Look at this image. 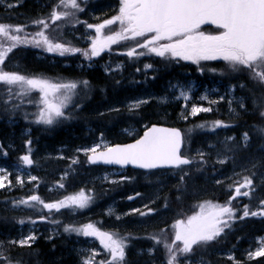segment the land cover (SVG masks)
<instances>
[{"label":"rangeland","instance_id":"374dc122","mask_svg":"<svg viewBox=\"0 0 264 264\" xmlns=\"http://www.w3.org/2000/svg\"><path fill=\"white\" fill-rule=\"evenodd\" d=\"M0 2L6 6L15 4V0H0ZM83 30L84 36L90 39L97 35L95 28H89L85 25ZM103 31L104 35H107L112 31V27H107ZM200 31L205 32V34L216 35L219 34L221 29L209 23L201 25ZM46 34L49 38L52 37L50 33ZM77 35L83 36L82 33ZM38 56V58L44 57L41 53H38ZM103 57L104 55L98 56L93 65L97 67L99 72L111 76L118 85L121 84L119 87L122 88V91L109 95V91L113 90H110V87L103 86L101 82L104 80H100L101 77L97 75L95 89L105 90L99 94L97 101L95 99L96 103L89 107L92 113L95 115L108 111L137 113L153 101L160 107L172 105L173 108L177 109V125L183 129L185 135L184 153L191 158H195L196 161L200 158L199 154L203 153L204 157L212 158L213 162L219 165L231 164L229 171H221L218 174L217 179L213 181L215 184L226 183L229 189L235 190L236 187L244 183L247 177L251 179L252 184L250 188H241V192H245L247 189H251L253 185L264 183V133L258 131V129H264V116L261 115V113H264V97L260 98L257 95V93L263 92L264 85L260 88L261 83L253 79L250 70L240 66V70L234 71L230 68L228 62L222 59L202 60L197 64L190 60L186 61L166 54L164 57L159 56V61L164 64V68L170 66L169 71H175L157 90L154 88V84L158 83V78L164 75L162 72L164 68H157L155 60H152L149 64L151 67H148L150 69L148 71L146 69L147 61L144 60L143 55L116 59L113 58V54L102 60ZM69 64L71 63H64V65ZM83 66L82 63L79 64V68H83ZM3 67L5 71L12 72L8 70L7 66L4 65ZM16 73L25 75L20 71ZM87 82V86H89L90 81ZM0 87L5 92L3 96H6L7 103L13 106L18 105V107H14L18 110L23 107L25 111L29 109L35 115L37 108L42 107L39 103L40 96L35 95L33 91L30 95L22 96L17 94L19 92L18 86H11L13 88V98L9 100L6 91L8 86L0 85ZM132 89L135 92L131 94L129 91ZM81 90L88 91L90 89H79L77 87L73 91L71 100L64 110L67 118L84 111L82 103L71 105L75 102V99L80 98ZM253 91L256 95L252 96L251 92L253 93ZM181 92L187 95V99L181 95ZM136 101L147 102L141 104L139 108L130 110V105ZM33 104L35 106L32 107ZM193 107L210 108L211 111L192 115L191 110ZM16 113L19 112H13L14 115ZM212 114L214 119L211 121H194L197 120V117ZM245 114H253L257 122L251 125V131L246 129L238 137V142L246 153L245 157H240L238 163L235 162L234 155L226 154L224 147L215 143L214 140L217 138H222V142L233 140L237 135L227 133L231 127L230 121ZM216 121H222L227 126L213 127ZM13 124H16V122H13ZM148 124L147 122L141 124L130 122V124L119 128L115 135L112 134L116 138H112L110 134H105L106 132L100 133L99 137L93 138L87 143L74 147L61 146L53 152L42 151L33 144L31 133L34 130L33 124L27 121L23 122L25 129H23L22 137L24 139L21 141V148L13 146L11 143L5 144L0 139V146H2L0 147V169L3 170L0 171V176L7 177L5 187L0 188V191L4 190L0 194V214H15L21 217L16 223L7 224V226L0 225V234L3 235H1L0 240V253L3 252V255H0V258H2L4 264H25L10 259L9 248L11 243L8 242H13V237H15L17 243L13 244L21 246L18 242L29 236L35 237L29 245H32L40 236H44L46 241L61 236L67 237L71 242L70 250L78 257V264H84L93 253H96V262H107L111 259L108 250L99 248L100 246L86 245L85 238L91 236H84L82 233L75 231H65V228L69 226L82 228L90 223L96 227L106 225L110 231L117 233L119 237L126 238L124 264H127L126 261L128 262L130 254L155 255L158 252V244L155 240L152 243H144L149 237H158L169 244L177 243L175 241L176 228L174 227L176 221L173 223L168 222L169 225L164 226L160 234L151 233L153 231L152 226L159 225L161 220L167 217V213H162L157 207L162 201L163 191L166 190L168 193L169 188L171 189L167 186L168 183L172 182V178L177 176V171L156 170L144 172L133 169L109 168L102 172L89 163L87 155L90 152L85 151L97 145H100L97 150L105 149L119 142L118 140L124 139L125 136L138 137L148 127ZM200 125H204L205 129ZM244 133L248 134L247 141L244 140ZM253 134L256 140L262 139L260 143L258 141L254 142ZM28 141H31V144H28ZM29 148L31 149V155L36 158L33 166L24 165L20 159L28 153ZM9 149L13 151L16 149V151L9 152ZM74 160L75 163H73ZM183 170L184 168L181 170L182 173L189 171ZM31 177L37 179L32 180ZM20 179L23 180L22 184L18 182ZM61 184L63 187H60ZM171 186L173 187V185ZM81 190L91 197L88 207L82 209L72 206L60 208L59 210H49L37 201H29V204L26 205L18 203L33 195L39 196L44 203H55L67 196L75 195ZM107 198L109 200H106ZM261 201H264V197L257 202L264 208ZM205 202L219 204L216 201L202 197L197 203H194V208L190 209L188 214L184 216L188 218L196 214L200 211V205ZM248 205H251V203ZM92 208L96 209L95 212L91 210ZM262 208L253 211H261ZM141 213L145 214L141 215ZM236 220L237 217L228 221L230 227H226L224 232L217 237L216 240L218 241L213 243L216 244L241 228L240 232L242 233L240 235L246 234L248 232L247 228L242 227L246 220ZM20 221L24 222L20 223ZM170 227L171 229L173 227V230L169 231ZM245 236H248L249 245L243 248L231 246L225 250H215L210 255L193 256L192 252L194 250L190 253H178V264H191V262L194 264H223L224 262L220 258L227 259L230 261L229 264H246L245 261L262 258L263 256H259L250 259L249 253H254L261 248V239H264V226L261 230L251 232ZM86 242L94 244L98 241L90 238ZM160 245L164 246L163 243H160ZM82 251L87 254H83ZM65 255H68V253H65ZM210 258L214 259L215 263ZM5 260L8 262H5ZM151 264L165 263L160 260L159 262L153 261Z\"/></svg>","mask_w":264,"mask_h":264},{"label":"snow or ice","instance_id":"6c2138e0","mask_svg":"<svg viewBox=\"0 0 264 264\" xmlns=\"http://www.w3.org/2000/svg\"><path fill=\"white\" fill-rule=\"evenodd\" d=\"M13 5H8L12 7ZM64 10L58 11L57 9ZM81 11L78 0H59L53 9L50 20L54 23L58 20H66L75 13L71 10ZM32 23L42 25L44 29L49 27L46 20H35ZM215 25L219 34L211 35L200 31L201 25ZM119 25L118 31H112L110 35H104V29L111 25ZM24 26H11L0 23V85L8 86L6 91L9 100L13 98V88L18 86V95H30L32 91L41 94L39 103L42 107L37 116V123L52 125L59 118L65 117V108L71 100V94L78 87L77 82H54L43 77H28L16 72L4 70V63L8 54L20 44H33L44 47L47 52L66 53L82 52L85 57L91 59L99 56L101 52L110 49L112 44L120 41L135 40L137 37H148L143 43L137 45L139 48L147 49L150 53L164 57L166 54L174 58L193 61L199 64L204 60L222 59L227 61L234 71L240 70V66L252 72L253 79L264 84V0H121V6L117 15L97 25H88L95 28L97 35L91 41L90 50H81L63 43H55L45 34L39 31L29 39L27 35L21 36ZM148 34H151L150 36ZM10 43H5V42ZM161 41H167L161 43ZM129 57L145 55L137 52L136 47L130 48L127 53ZM146 67H151L147 65ZM87 87V81L79 82ZM187 99V95L181 92ZM147 101H136L130 105V110L139 108ZM7 103V101H5ZM14 107H18L15 105ZM211 111L210 108L193 107L192 115L199 112ZM264 116V113H261ZM227 126L222 121H216L213 127ZM204 127V125H200ZM264 133V129H258ZM244 140H248V134L244 133ZM184 139L179 129L162 128L153 126L149 128L144 136L135 143L127 145H116L107 147L104 152L97 154V145L85 150L92 153L90 162L119 165H136L140 168L153 169L161 166L180 167L191 164L193 161L182 157L180 149ZM31 144V141H28ZM2 147V146H0ZM201 159L203 153L199 154ZM24 165H32L31 149L28 154L20 158ZM76 161L74 160L73 163ZM0 171H3L0 169ZM6 176H0V188L5 187ZM32 180L37 179L31 177ZM23 183V180H18ZM10 183V181H9ZM252 181L245 178L243 184L235 188V196L231 197L225 205L205 202L200 205V211L187 218L178 220L175 224V241L182 242L178 247L175 242L169 244L158 237H152L157 244L163 243L170 253L167 264H178L177 253H190L194 245L207 244L216 240L226 227H230L228 221L235 218V212L231 207V200L237 196H248L249 191L241 192V188H250ZM60 187H63L61 184ZM131 199V197H130ZM29 201H37L43 207L51 210L65 207L86 208L91 197L83 190L75 195L65 197L55 203H44L39 196L33 195L27 200H21L19 204H29ZM264 205V201H261ZM145 213H141L144 215ZM264 215L261 211L249 213L247 206L243 210V217L249 215ZM227 217V219H225ZM241 217V218H243ZM24 221H20L23 223ZM65 231L79 232L84 236L97 237L100 243L108 250L111 259L95 261L96 253H93L84 264H124L126 238L119 237L117 233L101 231L93 224L84 225L82 228L66 227ZM35 239L29 236L20 240L21 246L29 245ZM13 243H17L13 241ZM261 248L249 253V258L264 256V239H261ZM7 259V258H4ZM234 259V258H232Z\"/></svg>","mask_w":264,"mask_h":264},{"label":"trees","instance_id":"16d2710c","mask_svg":"<svg viewBox=\"0 0 264 264\" xmlns=\"http://www.w3.org/2000/svg\"><path fill=\"white\" fill-rule=\"evenodd\" d=\"M59 0H15V4L12 7L3 5L0 2V23L11 25V26H24V31L19 33L22 37L27 35L31 39L35 33L39 31H44L50 33L51 39L55 43H63L65 45L79 48L81 50H90L92 39L84 36L83 27L86 25H97L104 22L107 19H111L113 16L117 15L120 8L119 0H78L80 4L81 11L72 9L71 11L75 14L68 17L66 20H58L54 23L50 20V15L58 4ZM58 11L64 10L62 7L57 9ZM46 20L49 23V27L44 29L42 25L32 23L35 20ZM112 31H118L119 25H113ZM108 33L110 35L112 33ZM82 33L83 36H78L77 34ZM47 35V34H46ZM149 36L151 34H148ZM141 37L136 39L140 40ZM148 38V37H147ZM135 39V40H136ZM135 40L120 41L119 43L112 44L110 49H106L101 52L104 55L103 58L109 55H119L122 53L119 51L122 47L127 45L129 48L134 47L133 42ZM10 43V42H5ZM127 50H125L126 55ZM147 56L145 60L147 65H149L152 60L156 59L152 54L148 52L147 49H143ZM38 53L44 55L42 58H38ZM118 53V54H117ZM96 57V56H95ZM95 57L89 59L85 57L82 52L66 53L65 55H60L59 53L47 52L44 47H37L33 44H20L13 49L11 53L5 60L4 65L7 66L8 70L12 72H22L28 77H43L48 78L54 82H77L79 89L87 88L88 91L81 90V96L75 99L72 103H82L84 106V111L73 114L71 118H59V120L52 125H45L43 123H37V116L41 106L37 108L36 114H32L29 109L26 111L22 108L16 109L12 104L5 103L7 101L4 90L0 87V139L3 143H11L13 146L21 148V141L24 139L23 129H25L23 122H30L33 124V144H35L38 149L42 151H55L61 146H78L89 142L93 138L99 137L100 133L110 134L112 138H116L114 135L117 130L124 127L130 122L134 123H160L166 125H177L176 112L177 109L170 106H158L155 102L141 108L137 113L133 112H121V111H108L105 113H99L95 115L90 111L89 107L96 103L99 94L105 89H95L96 82L95 79L97 75L101 77L100 80L103 86L110 87L109 95L116 94L122 91L115 80L111 76L104 75L99 72L97 67L93 65L95 62ZM71 63L69 65H64V63ZM84 65L83 68H79V64ZM93 65V66H91ZM148 69V67L146 68ZM169 67H165L162 72L164 75L161 77V85L171 77L173 71H169ZM150 71V69H148ZM150 73V72H149ZM159 79V78H158ZM90 81V85L85 87L79 82ZM158 83L154 84L155 86ZM264 84H260L262 88ZM259 88V87H257ZM38 97L41 94L38 91H33ZM112 92V93H111ZM133 89L129 91L132 93ZM108 93V92H107ZM251 95H256L255 92H251ZM261 98L264 97L263 92L257 93ZM96 99V101H95ZM95 101V102H94ZM10 106V107H7ZM32 107L35 104L31 105ZM14 111L19 113L13 114ZM113 112V113H112ZM212 115H205L203 117H197L194 121H211L213 120ZM16 122V124H13ZM257 122L253 114H245L238 119L230 121L231 127L228 130V134H236L237 136L231 141H221L222 138H217L214 140L215 143L222 145L226 154L234 155L235 162H240V157H245V150L242 149L241 144L238 142V137L242 131L248 129L251 131V125ZM228 124V123H227ZM188 125V124H185ZM184 126V125H183ZM203 129H205L203 127ZM252 133V132H251ZM112 134H114L112 136ZM201 137V136H200ZM254 142L262 140L261 138L256 140L253 134ZM29 138V137H27ZM119 138V137H118ZM124 139L118 140L119 142L128 141L133 138L128 136L123 137ZM188 148V147H187ZM16 149L10 150L9 152H15ZM250 153V151H249ZM50 161V160H49ZM53 161V160H51ZM192 164L184 167L183 171L189 170L186 173H182L180 169H177V176L172 178V182L168 183L167 187L169 192L163 191V198L157 207L162 213H167V217L159 223V225H153V232L161 233L164 226L169 225L168 222L173 223L178 220H187L184 215H187L190 209L194 208V203H197L202 197L210 199L212 201L218 202L220 205H225L229 199L235 196V190L228 188L226 183L215 184L218 174L221 171H229L231 164L219 165L213 162L212 158L204 157L199 158L198 161L192 158ZM173 185V187L171 186ZM249 191L248 196H237L235 199L231 200V207L235 212L236 221L246 220L244 226L247 228V233L249 234L254 231H259L264 226V215L252 216L251 214L247 217H243L244 206L248 205L249 213L254 212L255 209H260L261 206L259 200L264 197V183H258L253 185ZM4 190L0 191V194ZM2 196V195H1ZM165 196V197H164ZM239 217V218H238ZM243 217V218H241ZM247 218V219H246ZM21 217L15 214L1 215L0 214V225L7 226V224L16 223ZM227 219V217H225ZM15 221V222H14ZM161 224V225H160ZM13 226V224H12ZM167 228V227H166ZM242 229V228H241ZM240 229V230H241ZM173 230V227L169 228V231ZM231 233L227 238L217 242L214 240L208 243L210 245H194L193 246V256L200 254L210 255L215 250H225L231 246L245 247L249 245L247 240L248 236L243 233L241 236L240 232ZM167 231V230H166ZM150 233V234H151ZM2 234H0L1 236ZM149 235V234H148ZM147 235V236H148ZM3 236V235H2ZM217 239V238H216ZM152 237L147 238L144 243H152ZM70 241L66 237L54 238L51 241L44 240V236H40L32 245L29 246H17L16 244H10L9 257L12 261L22 262L25 264H78L77 255L70 250ZM178 247H182V242L177 241L175 243ZM155 255H129L127 264H151L153 261L159 262L163 260L167 264L170 253L163 246L158 244V248ZM68 253V255H65ZM178 254V253H177ZM214 261V259L210 258ZM223 264H229L230 261L224 258H220ZM5 262H8L5 260ZM215 263V261H214ZM246 264H264V256L258 260L245 261ZM0 264H4L2 258H0ZM191 264H194L191 262Z\"/></svg>","mask_w":264,"mask_h":264},{"label":"water","instance_id":"95a60500","mask_svg":"<svg viewBox=\"0 0 264 264\" xmlns=\"http://www.w3.org/2000/svg\"><path fill=\"white\" fill-rule=\"evenodd\" d=\"M153 126H156V127H162V128H175V129H179V130L181 131V129H180L179 127H177V126H170V125H165V124L152 123L147 129H145V130L143 131L142 135H141L139 138H136V139H134V140L127 141V142L116 143V144H113V145L110 146V147H113V146H116V145H127V144L135 143L136 140L141 139V138L144 136V133H145L149 128H151V127H153ZM181 133H182V131H181ZM182 136H183V133H182ZM182 148H183V144H182L181 149H180V154H181V150H182ZM105 150H106V149L99 150V151H97V154H99L100 152H104ZM91 155H92V153L88 155V159H89V157H90ZM181 156H182V157H186V156H184V155H182V154H181ZM187 158H188V157H187ZM31 159H32V157H31ZM188 159H189V158H188ZM32 160H33V159H32ZM89 161H90V160H89ZM91 163H92V162H91ZM92 164H102V165H109V166H117V167H120V168H129V167H132V168H135V169L151 170V169L140 168V167H138V166H136V165H132V164H128V165H119V164L104 163L103 161H98V162H96V163H92ZM171 167H173V166H161V167H157V168H153V169H158V168H171Z\"/></svg>","mask_w":264,"mask_h":264},{"label":"flooded vegetation","instance_id":"af4514ba","mask_svg":"<svg viewBox=\"0 0 264 264\" xmlns=\"http://www.w3.org/2000/svg\"><path fill=\"white\" fill-rule=\"evenodd\" d=\"M145 39H147V36L146 37H142V41L140 42V43H143L144 42V40ZM163 41H161V43H162ZM120 51H122V50H119V52ZM144 56H146V53H145V55ZM154 58L156 59V67L157 68H160V69H162V67L164 68V64L163 63H161L160 61H159V56H157L156 54H155V56H154ZM159 81H158V84L156 85V86H154V88L155 89H159L160 87H161V78H159L158 79ZM97 169H99L100 171H102V172H104L105 170H108L109 168H107V167H104V166H100V167H98ZM106 200H109V198H107ZM91 210H93V212H95V208H92ZM96 215V214H95ZM97 228H99V229H104V230H107V231H109V232H111L109 229H108V226H106V225H103L102 227H97ZM112 233H113V231H112ZM90 238H94L95 240H98V242H96V243H94V244H91V243H89V242H86L88 239H90ZM100 240H99V238H97V237H89V238H85V243L87 244V245H91V246H94V247H97V246H100L99 248H102V249H104V250H107V249H105L104 248V246L99 242Z\"/></svg>","mask_w":264,"mask_h":264},{"label":"bare ground","instance_id":"6f19581e","mask_svg":"<svg viewBox=\"0 0 264 264\" xmlns=\"http://www.w3.org/2000/svg\"><path fill=\"white\" fill-rule=\"evenodd\" d=\"M134 92H135V90H133V92H132V93H134ZM132 93H131V94H132Z\"/></svg>","mask_w":264,"mask_h":264}]
</instances>
